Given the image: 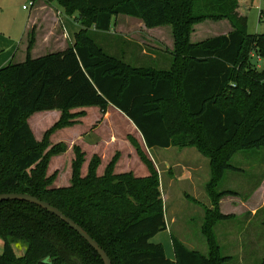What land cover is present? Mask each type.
<instances>
[{
  "label": "trees",
  "instance_id": "obj_1",
  "mask_svg": "<svg viewBox=\"0 0 264 264\" xmlns=\"http://www.w3.org/2000/svg\"><path fill=\"white\" fill-rule=\"evenodd\" d=\"M46 1L67 16L77 14L81 29L65 50L39 58L31 57L36 43L31 30L26 60L0 69V194H28L57 208L102 247L112 264L226 263L231 258L220 254L212 231L231 217L217 214L220 199L238 192L213 198L203 232L210 235L214 258L171 236L174 259H169L164 247L152 242L167 223L157 170L139 145L149 176L115 174L118 155L102 176L101 159L93 156L83 176L86 156L74 146L71 184L62 188L48 175L49 158L65 154L68 146L61 142L46 149L55 130L75 125L71 111L98 107L105 116L113 107L136 126L149 150L195 147L212 164L228 150L216 164L218 175L238 171L231 155L264 149V67L259 70L252 61L256 56L264 63V34L247 32L241 0ZM117 16L139 19L148 29H173L169 70L132 66L96 43L93 33L110 32ZM223 20L233 28L228 35L190 42L195 25ZM51 111L61 112V118L37 140L29 118ZM0 240V264H103L67 224L27 202L0 203ZM18 242L26 245L21 256L13 249Z\"/></svg>",
  "mask_w": 264,
  "mask_h": 264
},
{
  "label": "rangeland",
  "instance_id": "obj_2",
  "mask_svg": "<svg viewBox=\"0 0 264 264\" xmlns=\"http://www.w3.org/2000/svg\"><path fill=\"white\" fill-rule=\"evenodd\" d=\"M49 6L52 7L53 12ZM23 7H26L27 11ZM56 7L58 8L56 3H49L46 0L36 1L34 7L31 0H0V38L6 37L13 41H20L27 21L39 8L35 14L37 23L39 22L37 26L39 29L42 28V35L51 29L50 35L52 37L49 39L47 36L44 42L41 38L40 43L43 42V45L36 47L35 58L64 49L65 46H57L56 43V27H53L56 23L54 15L67 23L70 33L76 31L75 23H77L78 16L77 14L67 16L62 8L57 10ZM239 10L247 18V32L249 34H264V0H241ZM62 29V25H60L59 30ZM32 30L37 37L36 28ZM232 30L231 24L226 20L207 21L194 26L190 42L198 44L217 36L226 35ZM93 38L109 55L135 67L169 70L174 58L172 52L175 49V39L173 29L170 26L150 31L139 19L117 16L114 18L110 32L93 33ZM71 44L73 43H68V45ZM20 59V55H18L14 63H20ZM252 61L256 63L259 70L264 67V63L256 56L253 57ZM248 68L247 65L246 69ZM88 109L90 110H88L89 113L82 128L62 131L57 134L55 130L48 137L49 146L46 152H49L59 142L71 144L72 141H76L79 131L86 133L89 129L93 130L98 127L103 119L100 109L98 107H88ZM80 112L71 111L72 120L76 122L75 125L79 124L80 120L86 116L85 112L84 116H80ZM43 114L45 113H35L29 118V124L37 140H42L44 134L56 123V115ZM131 128L127 118L124 119L112 108L108 120L103 122L100 135L109 136L111 134L114 138L113 144L111 143L103 149V158L98 154L93 155L101 159V166L98 169L99 175L104 174L105 168L116 155H118V159L114 169L115 174L131 173L135 177H142L145 172L143 165L149 171L142 155L141 157L138 155L140 161L136 157L129 158L128 156L129 146L124 141L128 139L135 149L138 146L137 141L128 134L131 132ZM92 134L91 138L94 139V133ZM100 135H95V139ZM78 144L82 145L83 143ZM139 148L140 154H143L148 161L154 164L159 176L167 230L154 237L152 242L161 244L169 259H174L171 236H175L188 249L207 256L211 255L214 258L210 235L203 232L204 226L207 222L208 212L213 209L215 195L219 192L233 190L239 195L222 197L216 209L217 214L218 212L222 213V210L239 212L232 208L231 204L239 206L243 203L245 211L240 219H235L234 215H226L231 217L228 220L219 221L213 228L212 232L220 248L219 252L224 257L233 258V262L229 263L228 261L224 264L262 263L264 258V183L262 181L264 177V149L240 151L231 155L229 160L238 168V171L225 170L219 176L216 164L225 158L228 150L223 156L216 159L217 162L213 160L212 164V160L201 154L195 147L156 148L149 151L144 149L145 152L141 147ZM81 150L86 156V161L82 167V175L85 176L93 156H91L89 148L84 146V149L81 148ZM122 151L125 152V157L121 155ZM74 157V152L70 150L65 154L52 155L49 158L48 175L56 176L55 187L70 186ZM122 159V166L125 169H116L121 164ZM154 162L158 165V169ZM189 177H192L193 180L186 179ZM164 195L166 200L163 199ZM228 207L229 209H227ZM13 249L17 256H21L26 250V245L22 242L14 243ZM2 251L3 242L0 240V253Z\"/></svg>",
  "mask_w": 264,
  "mask_h": 264
},
{
  "label": "crops",
  "instance_id": "obj_3",
  "mask_svg": "<svg viewBox=\"0 0 264 264\" xmlns=\"http://www.w3.org/2000/svg\"><path fill=\"white\" fill-rule=\"evenodd\" d=\"M240 3H241V1H240ZM45 7H48V6H45ZM45 7H44V9H45ZM49 8H50V10L52 12L54 11L52 9V7L49 6ZM23 9H24V7H23ZM56 9L58 10L59 6H58V8L56 7ZM24 10L27 11L26 9H24ZM37 10H39V8L36 9V12H38ZM36 12H35V14H36ZM60 13H62V12H60ZM239 13H240V15H242L240 10H239ZM35 14L33 13L30 16L29 20L27 21V24H26L25 28L23 29L22 38L20 39V41H13L12 39L6 38V37L5 38H0V69L5 68L8 65L14 63L16 58L18 57V55H20V58H21L20 59V63H22V62H24L26 60L27 47H28V41H27L28 40V34L30 33V31L32 29L36 28V30H37L36 43L34 45V48L32 49V53H31L32 58H35L34 51H35L36 47H39V45H43V42H44V40H46L47 36L49 37V39H51V37H52L50 35V33L52 32L51 29L48 30V32H46V33L44 32L45 34L42 35V33H41L42 32L41 31L42 28L41 29L38 28L37 25L39 24V22L37 23V19H36V15ZM54 20L56 22L53 25L54 28L56 27V43H57V46H60V45L65 46L64 49H60V51H63V50H65L67 48L69 42L70 43H74L75 34H77L80 31V27H79L80 25L78 23H75V25L77 27L76 31H71V33H70L67 23L64 20H62V18L59 19L57 15L56 16L54 15ZM60 25H62V28L64 30L63 29L59 30ZM159 29H164V27H159V28H154V29H149V30L151 31V30H159ZM229 33H227L226 35H228ZM41 38H43V42L42 43H40L41 42ZM60 51H56V52H60ZM112 108L113 107L109 108L107 114L105 116H103V119H102V121L100 122V124L98 125L97 128H95L93 130L89 129L86 133H82L83 131H79V136L76 137L77 138L76 141H72L71 144L62 141L63 143L67 144L68 151H70V150L73 151V147L74 146H80L82 149H84V146H85V147L89 148V150L91 151V156H93L95 154H98V155L101 156V158H103V156H102L103 149L108 147L109 144H111V143L113 144V139L114 138L111 136V134H109V136H107L106 134H101L100 135V131L102 129L103 122L108 120L109 113L111 112ZM113 109H115V108H113ZM88 110H90V109L85 108V109H76V110H74V112L84 111L86 113V116L83 117L80 120L79 124H77V125H75L73 127H68V128H64V129L58 130V131H56V134L59 133V132H62V131H72V130H75L77 128H82L84 126V124H85V119L88 116V113H89ZM115 110L117 111V113L120 114L121 117H123L124 119L127 118L123 113H121L117 109H115ZM41 113H45L43 115H56V118H55L56 122L59 121V119L61 118V115H62L61 112H59V111L41 112ZM127 122L132 127L131 128V132L128 133V134L132 135V137L137 141L139 147H141L144 152H145L144 149L149 151V149L147 148L141 133L138 131L136 126L128 118H127ZM91 131H92V133H94V136H93L94 139L91 138V135H93L91 133ZM111 133H113V132H111ZM95 135H100L101 138L97 136L98 138L95 139L96 138ZM80 142H82L83 144L82 145L78 144ZM124 142L128 143V146H129V148H128L129 149V153H128L129 158H135L136 157L140 161L136 149L132 146V144L129 142V140L127 139ZM59 143H61V142H59ZM152 150H155V149H152ZM121 155L124 156L125 152L122 151ZM120 162H121V164L118 165L116 167V169H123L124 170L125 167L122 166L123 159ZM155 165H156V167L158 169V165L156 163H155ZM143 166H144L145 172H144L142 177H147V176H149L150 173H149L148 169L146 168V166L145 165H143ZM183 167H185V166H183ZM192 177H189V178H186V179L192 181L193 180ZM262 181L264 183V177L262 178ZM163 199L166 200V196L165 195L163 196ZM231 207L235 208V210H238L239 212H231L230 210H227V211L222 210V213L224 215H234L235 219H240L243 216L242 213L245 211V209H244L245 205L243 203H241L239 206H235V205L231 204ZM227 209H229V207ZM252 215H254L253 212H252ZM234 241H236L235 238H234ZM230 258L231 259L228 260L229 263L233 262V258L232 257H230Z\"/></svg>",
  "mask_w": 264,
  "mask_h": 264
},
{
  "label": "water",
  "instance_id": "obj_4",
  "mask_svg": "<svg viewBox=\"0 0 264 264\" xmlns=\"http://www.w3.org/2000/svg\"><path fill=\"white\" fill-rule=\"evenodd\" d=\"M7 201L27 202L56 216L61 221H63L65 224H67L73 231L78 233L80 237L83 240H85L92 249L96 251V253L101 258L103 264H112L109 256L102 249V247L81 226L75 223L72 219L65 216L57 208L28 194H0V203L7 202Z\"/></svg>",
  "mask_w": 264,
  "mask_h": 264
},
{
  "label": "built area",
  "instance_id": "obj_5",
  "mask_svg": "<svg viewBox=\"0 0 264 264\" xmlns=\"http://www.w3.org/2000/svg\"><path fill=\"white\" fill-rule=\"evenodd\" d=\"M31 4H32V6H34V2L31 0ZM24 9H26V7H24Z\"/></svg>",
  "mask_w": 264,
  "mask_h": 264
}]
</instances>
